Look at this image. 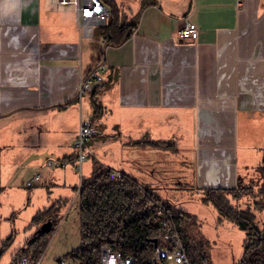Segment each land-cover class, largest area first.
Instances as JSON below:
<instances>
[{"label": "crops", "instance_id": "1", "mask_svg": "<svg viewBox=\"0 0 264 264\" xmlns=\"http://www.w3.org/2000/svg\"><path fill=\"white\" fill-rule=\"evenodd\" d=\"M115 1L122 18L136 24L117 45L106 42L101 25L99 33L81 36L71 2L0 0V122L18 119L24 124L15 128L35 132L51 116L56 127L70 124L76 138L81 118L93 112L95 89L101 104L95 121L109 137L90 149H101L105 165L157 189L173 173L181 183L168 187L180 194L189 184L232 187L259 174L264 0ZM186 20L197 32L182 38ZM99 61L106 63L103 81L78 97L79 81ZM143 138L176 148L130 143ZM85 159L77 165L82 177L93 171ZM75 171L64 170L65 182Z\"/></svg>", "mask_w": 264, "mask_h": 264}, {"label": "trees", "instance_id": "2", "mask_svg": "<svg viewBox=\"0 0 264 264\" xmlns=\"http://www.w3.org/2000/svg\"><path fill=\"white\" fill-rule=\"evenodd\" d=\"M103 1L109 7V15L101 25L102 34L107 43L120 44L136 24L122 18L115 0ZM92 104V114L96 118L101 104L95 89ZM130 143L150 144L159 149L174 145L169 140L145 138ZM258 166L264 172V155ZM156 188L123 169L96 163L90 175L81 177L78 186L80 243L66 255L81 264H101L102 250L107 247L124 257L131 256L133 264H149L148 258L162 242V222L167 220L175 225L191 264H213L207 251L209 240L192 232L193 214L180 208L171 198L160 195ZM203 198H212L223 217L246 230L243 253L235 264H264V222H260L255 211L264 209V183H243L238 178L232 187L206 188ZM51 207L35 213L33 221L41 220L47 225L37 229L14 250L9 264H15L20 256H29L32 260L41 256L59 221ZM159 209H162L160 213ZM12 235L8 238L12 239ZM6 244L2 240L0 252Z\"/></svg>", "mask_w": 264, "mask_h": 264}, {"label": "rangeland", "instance_id": "3", "mask_svg": "<svg viewBox=\"0 0 264 264\" xmlns=\"http://www.w3.org/2000/svg\"><path fill=\"white\" fill-rule=\"evenodd\" d=\"M99 27H94L95 34L99 33ZM0 124V236L3 237V243H7L0 252V264H9L14 250L40 228L44 221L34 222L33 216L38 209L50 205L59 221L41 254V264H53L56 258L62 256L71 263V258L66 254L80 243L76 194L79 179L83 175L77 166L79 151L74 145L72 126L65 123L56 127L51 116H47L45 126H39L40 131L35 132L25 131V127L15 128V124H24L18 119ZM101 128L103 127L100 126L99 133L87 140L85 160H90L93 168L96 163L105 165L101 149H90V144L94 141L109 137L105 134L107 130L104 128L103 132ZM168 155L181 161L184 154H173L169 150ZM51 160L54 164L48 163ZM169 163L178 165L173 161ZM68 168L76 170L73 177L75 179L72 180L69 175L65 182L64 170ZM255 169L259 174L243 179V183H264V172L260 171L258 165ZM36 172L40 173L41 183L27 185L25 180ZM166 175L171 180L165 179L156 190L193 214L192 232L209 240L207 251L212 263L235 264L244 249L246 230L235 225L230 218L223 217L212 198H203L206 187L198 188L189 184L180 189L183 191L180 194L175 187H168L172 183H180V178H174L173 173ZM166 192L171 195L168 196ZM255 211L260 222H264V209L257 208ZM11 234L13 237L9 239Z\"/></svg>", "mask_w": 264, "mask_h": 264}, {"label": "built area", "instance_id": "4", "mask_svg": "<svg viewBox=\"0 0 264 264\" xmlns=\"http://www.w3.org/2000/svg\"><path fill=\"white\" fill-rule=\"evenodd\" d=\"M61 2H71L75 10L76 21L79 26L81 36H91L94 27L106 22L109 15V7L103 0H60ZM99 9V10H97ZM87 13H91L90 15ZM197 32V26L194 22L186 20L178 35L182 38H188ZM106 63L97 62L88 74L79 81L77 96L81 97L86 89L93 88L101 83L104 78ZM100 123L94 120L92 112L81 118L78 128V134L74 139V145L78 148V160L81 162L87 156L86 146L89 137L99 133ZM49 164H54L49 161ZM41 182L39 172L32 174L25 180L27 185H35ZM162 209H159L160 213ZM163 232L161 235V244H159L154 253L148 258L149 264H191L188 255L183 246L181 237L174 224L163 220ZM42 257L32 260L29 256H20L15 264H41ZM53 264H81L78 260H71L68 263L67 258L60 257ZM101 264H133L131 256H122L119 252L104 247L101 254Z\"/></svg>", "mask_w": 264, "mask_h": 264}, {"label": "water", "instance_id": "5", "mask_svg": "<svg viewBox=\"0 0 264 264\" xmlns=\"http://www.w3.org/2000/svg\"><path fill=\"white\" fill-rule=\"evenodd\" d=\"M46 225H47V224L43 223V224L40 226V228H41V227H45ZM40 228H39V229H40Z\"/></svg>", "mask_w": 264, "mask_h": 264}, {"label": "snow or ice", "instance_id": "6", "mask_svg": "<svg viewBox=\"0 0 264 264\" xmlns=\"http://www.w3.org/2000/svg\"><path fill=\"white\" fill-rule=\"evenodd\" d=\"M97 10H99V9H97ZM87 14H89V15H90L91 13H87Z\"/></svg>", "mask_w": 264, "mask_h": 264}]
</instances>
